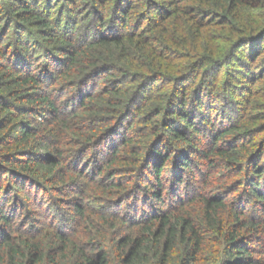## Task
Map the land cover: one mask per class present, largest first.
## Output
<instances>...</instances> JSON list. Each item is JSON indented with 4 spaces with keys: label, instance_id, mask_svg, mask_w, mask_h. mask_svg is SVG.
<instances>
[{
    "label": "trees",
    "instance_id": "16d2710c",
    "mask_svg": "<svg viewBox=\"0 0 264 264\" xmlns=\"http://www.w3.org/2000/svg\"><path fill=\"white\" fill-rule=\"evenodd\" d=\"M0 264H264V0H0Z\"/></svg>",
    "mask_w": 264,
    "mask_h": 264
}]
</instances>
